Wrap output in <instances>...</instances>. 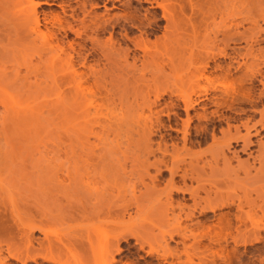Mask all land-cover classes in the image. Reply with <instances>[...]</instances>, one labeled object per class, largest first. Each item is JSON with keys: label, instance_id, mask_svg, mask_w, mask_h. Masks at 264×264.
<instances>
[{"label": "rangeland", "instance_id": "rangeland-1", "mask_svg": "<svg viewBox=\"0 0 264 264\" xmlns=\"http://www.w3.org/2000/svg\"><path fill=\"white\" fill-rule=\"evenodd\" d=\"M33 1L36 2V1H41V0H33ZM63 1L68 2L65 6H63V9L65 11L64 14L61 12V9L55 5H49V6L40 5L39 7H37V11L39 12L42 11L48 16L55 12L59 15V19H57L58 22L54 20L52 21L50 20L48 22H45L40 27L41 32L46 33V31L48 30L55 34L56 37L53 39L51 38V44L53 46L51 48L53 49L52 51L49 49L47 45L43 43L42 39L38 40L37 44L34 46L28 45V40H30L34 36L30 37L29 39L26 38L27 35L24 32V26L22 24L24 15L23 17L22 16L18 17V15L20 14L18 12V9L20 8L19 6H25V5H22V3L18 4V0H8L9 6L7 5L8 7L6 6L2 11V13L5 14V15L3 14L2 16L8 17L10 19V20H7L8 25H6L5 28H3L4 29L3 34H2V31L0 32V42H1L0 46H2L3 44L5 47L3 68L5 69V71L9 73L10 81L14 79L16 75H18L20 78H22L23 83L16 84L14 86H8L7 92L4 95H2L3 97L2 99H0V110L2 106L5 105L10 112V116L4 120V124L6 128H8L7 134H6L7 138L5 141V145L8 150L13 151V153H10V155H8L9 170H4V171L2 170L1 172L3 176H9L8 174L10 172H14L15 175L20 176L19 179L15 176H12L15 178L13 179V181L18 184H15V186L13 187L11 186L10 189L13 188L12 189L13 193H14V190L15 192L18 191L17 193H14V195L17 194L18 197L20 196V197H24L23 199H26L25 205L27 203L28 205L23 206V209L25 210V211L23 210L24 212H26V209L28 211L32 207V209H30L31 210L30 213L34 215V217H30L32 218V220L34 221L41 220V219L46 220V225L44 226V230L45 232L47 231L46 235L47 237H49L48 238L49 240H52V242H54L55 245L59 244V245L65 246L67 244L65 246L66 248L64 249H65V253L67 252V254H65V257H67L69 261L71 260L78 264H94V260H95L94 253L97 251L98 242L101 241V235L103 233H101V235L97 233L98 238L94 239L93 237V240H97V241H94L95 243L92 245L93 249L90 250V253L88 252L89 251L88 249L87 252L83 250L85 251L84 253H87V255L86 254L83 255V253L81 254L82 251L80 252V250L84 248L85 244H87V237L89 236V233H90L89 226L93 225V223L96 220H91L90 222L84 220L79 215H77L75 205L74 204L72 205L71 203L70 205L69 202L71 198L73 199V197L75 198L79 196L81 197V200L84 201L86 204L88 203L87 201H89L88 204H91L89 206H91L90 209L92 210V206H94V204L97 203L95 197H97L96 195L98 194L97 193L98 190H100L101 188V184H98L96 182H90L88 184L87 189L83 185L82 186L80 185L79 189L75 190V188L71 185L69 178L66 176L67 172H69V169L73 166L70 163L71 160H69V154L66 155V152L69 153V149L73 148V146H75L74 144H76V147L80 146L81 141H85V142L87 141L86 146L87 147L90 146L89 148L93 147L94 154L97 153V151H98V154H102L103 152H101L100 149L108 148L110 151H112V154L114 155H112V157H109L110 160L109 159L105 160L104 163H108L107 161L109 160V162L111 163L110 165H113L114 168L115 167L117 168L116 176L110 182V189H111L110 193L117 198L116 204L120 206L124 203L125 200L131 198L132 196H137L139 195V193H143L145 191V188L139 183L138 179L136 178L137 174L135 173L137 171L138 174L143 175L144 183L150 186L151 185L150 180L146 178V176H144V173L142 172L144 171V167L147 166L148 173L151 176L154 175L155 169H153L152 167H149L147 164L151 162L152 160H154V158H157V156L159 157L160 154L155 153L156 157H153V158L151 156H147L144 153L138 157L135 156L136 155L135 151H137L138 148L141 149V147L143 146L142 144L143 138L141 137V135L137 134V131L139 130V125L143 121H138V120L147 119L148 117L150 118L152 113L158 112L161 109L165 110V107L168 106L169 108H171L170 109L171 112L169 113L170 114L169 118L166 116V114H168L166 110L165 111L163 110V113L160 114V119L163 122L164 127L163 129L161 128L162 130L160 129V132H157L155 133V135H152L151 140L156 142L159 140L158 134L161 133L165 135L168 133L167 136H171L175 138L173 141H175L174 143L176 144L177 148L182 147V143L180 142L181 132L180 131L175 132L173 129H170L168 127L176 128V129L181 128L180 121L185 119V114L181 108L182 103L177 102L176 99H181L182 95H184L187 91H190V87L186 85L185 83L183 84V83H179L178 81H174L173 77L178 74L179 75L183 74L185 72V69L188 66L186 55L184 56L183 54H186V52L188 53L192 50L196 51L198 49L197 48H194V49L185 48L182 50L178 49V53L180 51L181 55L180 53L179 54L177 53L175 57L172 59L174 63L176 61L178 64L173 63L172 65L169 62L167 63L166 61L167 59L165 60V57H163L164 55H160L161 57H163L161 61L155 63L156 65L155 64L148 65L149 67L147 66L145 70L143 71L144 75L146 76L145 77L146 80L142 84L141 83L131 84V85L129 84L127 87H124L121 85L116 86L115 88H112V92H113V95L111 97L112 99H100V98L95 99V94L97 92L95 87H92L91 84H88L82 81L79 83V78H70V76L69 78H67L66 76H68L67 74L68 71L61 70L60 68L61 65H65L70 55H73L76 57V52H79L82 56L84 54L90 53V56L88 57V60H89L88 62L93 63V60L95 61L97 59L98 60L97 68L100 70H104V65H106L105 60L101 58V55L99 54L100 52L98 50L95 51V50H92L91 48L92 46L90 43V38L93 37L94 35L91 29H89L92 27L90 19L91 18L95 19L97 16L100 18L110 19V22L112 23L115 22V25L118 24V26L114 27V33L112 35V39L113 41L115 40L116 42L114 43L115 48H119V47L124 48L125 43L121 41L123 38V34H124V30L122 29V27L124 25L126 27L129 25L123 19L124 16L126 17L130 14H133L137 18V20L143 21L142 22L143 24L148 22L150 27H152L151 25L153 24L151 19L152 18L154 19V17H156L155 19H157V25L160 26V29L157 31H154L156 35L149 37V40L153 41L155 36L160 37L161 34L163 33V26L165 25V21H163L164 19H162V10L159 7H157L154 3L152 2L148 3L143 0H63ZM154 1L159 2L160 0H154ZM220 1L223 2V0H220ZM248 2H251V1L248 0ZM180 3H182L183 5L185 4V9L187 8L185 11L190 13L189 5L187 1L181 0ZM235 6L237 7V9H234L232 13L233 15H235L236 13L235 11H239V9L241 8L240 9L241 19L239 17H236L238 19H232L231 21L227 20L225 21L226 25L227 24L229 25L234 22H235L234 24H237V22L239 23V21L241 20L243 21V17L248 16V10L252 11V8H253L248 5L243 7L241 3L239 4L237 2L235 3ZM253 11H252V14H253ZM251 16L249 18H251ZM41 17L42 16L40 15V18ZM117 17H120V20L122 19L123 20L122 21H120L119 19L115 20V18ZM82 19L84 20L83 21L84 25L80 23V20ZM256 20H257V25L260 27V29L264 28V23L260 20V18H257ZM123 21L124 23L125 22L126 23L124 24ZM214 21L215 22L209 24L208 29L206 30L202 28L200 29V33L197 34L198 39H197L196 45L198 46L199 44H201L203 37L210 39L209 34L211 37L216 36L217 37L216 42L217 41L219 42L217 43L215 42V45L212 46L211 49H209L210 52H213V50L216 49V51L214 50L215 51L214 53H216L219 49L223 47L222 42H220V38H222V36L220 37L221 33H217V34L213 33V30H215L217 26L219 25V21H220L219 14H217V16L214 18ZM68 22L70 23L72 30L77 29L80 32L78 36H76L75 33L69 29L63 30V27ZM88 25L90 27L87 28ZM106 26H107L106 31L101 32V33L99 32V38H101L102 41L107 40L109 37V32L107 31L110 30V28H109V25H106ZM251 27H254V26L249 21H245V23L243 21L242 26H238L237 27L238 30L236 29V31L241 33L247 29V33H248L249 29L251 30L253 29ZM186 32L183 33L184 36L185 34L187 35V33H189V32L187 33ZM262 33H264V31H259V33L257 34V39H256L257 43L255 42L256 43L255 44L253 42V44L255 45L252 44L253 50L255 49L257 51L256 48H258V50L262 49L264 52V49H263L264 48V39H263L264 34ZM259 34L262 38L259 36ZM136 35H138V32L135 29H133L130 33H128V36H131V37L136 36ZM201 35H204V36L201 37ZM47 36H49V34H47ZM257 40L261 42L259 43ZM239 41L235 40V41H232V43L230 42L229 47H228L229 49H227L228 51L227 50L226 51L230 53L232 52L233 49H237V48L242 49L243 47H245V42H242L243 40H241V42ZM69 44H72L74 46V49H75L74 51L71 50V48L69 47ZM219 45H221V47ZM128 47L131 48L130 51L132 53L130 52L129 54L130 56L127 60V64L131 62L132 55L136 56L138 59L136 60L137 62L135 63V65H136V68H138L137 70L139 71L141 52L139 50L132 49L130 45H128ZM173 47H176V46L174 45ZM60 48H62L63 50L61 51ZM162 49L164 48H161L159 51V53L161 54L165 52L164 50L163 52ZM241 52L243 53L242 50ZM40 56L42 57V60L51 59L52 57L59 58L61 62L57 65L58 70H56L55 72L43 73L45 69V65L40 60L37 61V59ZM216 58L217 59L210 61L211 64L209 63V66L218 64V65H222L226 67L228 66L227 63L229 64L231 63L232 64L231 73L235 71L233 70V67L237 66V63L241 65L243 62L242 60H240V57L233 58L231 59V61L227 57H222L218 55H216ZM249 61L250 59H248V62ZM124 65L126 64H123V66ZM137 70L133 71L135 77L139 75ZM241 70L242 68L240 70L239 69L236 70L233 73V76L239 75ZM79 71L81 72L82 76L87 75L89 73L86 69L81 68V67L79 68ZM217 74L215 73V76H217ZM152 77L158 78V80L161 82L156 83L157 85L152 84L151 82H148L150 81ZM163 79H167V81H163ZM221 83L224 84L225 82H221ZM256 83L257 82H255V84L252 86V90H254L253 98L254 99H259V98L264 99V97L258 96L257 93H259V90L261 87L259 84H256ZM230 84L231 82H228V84L226 85L231 86ZM244 84H245L243 85L244 88L249 87V84H246V83ZM220 89L223 90V88H220ZM44 91H46L48 94L37 96V93L44 92ZM157 94L160 95L158 99H162L163 101H161L156 108H152L151 112L147 108H145V106L143 108V111L139 109L141 103H144V101L146 100L152 101L153 99H157L156 98ZM214 94L222 95V92L221 91L213 92L209 90L207 95H204L203 92H199V93L197 92L196 94L191 95V99L193 98L195 99V96H196V99H210V98L211 99H222V98H215L213 96ZM169 100H171V102ZM203 104L207 105L205 112H203L201 109V106ZM209 105L211 104L210 103L207 104L206 101H202V102H199V105L195 106L193 110L189 111V115L192 117V121L190 124L191 127L189 129V133H190L189 135L191 139L193 138L192 140L198 141L200 139L202 141L204 133L199 132V130L201 129L202 125L205 124V120L198 121L197 119H195L194 114L198 113V114H202L210 118L211 116L209 112L216 109V107L215 106L212 107L213 105L211 106ZM243 105L244 106L235 105L237 109H234V110H225L224 108H221L219 109V112L222 115L225 114L224 116L226 117H229L231 119L234 118V120H240V119L244 120L246 117L249 116L252 119L250 120L248 124L250 126L253 121L255 122L258 119L257 118L258 115L257 113L255 114L253 111H251L250 107L247 104H243ZM171 106H173V108ZM239 108H242V109L244 108L243 111L245 113L243 111H241L243 113H240ZM85 111H86V117L84 119L81 117L79 118L78 115L83 114ZM47 113H49V115L45 116V114ZM139 113L140 115H137ZM173 113H176V114H173ZM144 115L146 116V118L144 117ZM85 120H86V123H85ZM152 120H154V117H152ZM138 122L139 123L141 122V123L139 124ZM232 122L233 121L229 120L230 125L232 124L233 126L239 125L237 124L236 121H234L233 123ZM106 123H119L120 126H122V128L120 127L119 131L109 132L106 134L101 129V127L105 125ZM199 125H201V127ZM218 128L226 129V125L222 123L218 126ZM241 128L243 127L239 126V132L240 134H244V130L243 129L241 130ZM256 129H259L258 126L256 127ZM209 132L210 131L208 130L207 140L205 142L202 141L201 144H199L198 146L194 145L193 147L190 148L189 154L184 156V158L186 159L185 160L186 162H189L191 160L194 161L195 158L199 159L197 160L199 163L195 167L201 168L202 166L203 167L205 166L204 172H206V174L207 173L210 174L209 170L214 168L213 167L214 165H212L214 163L211 161V156L208 154L209 153L208 151L214 147V144L212 143V140L210 139ZM231 132H233V130H231ZM250 132L251 134L254 133L253 130H250ZM218 134L220 135V133L216 131L215 132L216 138L220 137ZM263 134L264 132L262 131L261 132L262 136L261 135L253 136V137L251 136V141L253 142V145H250L248 149L246 148L244 152L243 150L241 151L242 149L241 142H237L238 144L232 143L231 148H229V151H226V156L230 158V162L232 161L231 166H236L238 161L246 160L248 161L249 164L251 163L252 165V163H254L255 167H257L258 166L257 163L253 161V157L257 154L256 149L258 147L257 144L255 143L261 140L262 142H264ZM77 136L79 137L77 138ZM168 138L169 137H166L165 139L167 143L170 144ZM76 139H79V140L76 142L75 141ZM73 140H74V144H73ZM0 141H1L0 142L1 144L4 143L3 140H0ZM155 146H156L155 143H153V147ZM168 149L170 151L171 147L168 146ZM99 150L101 153L99 152ZM248 152L251 153L249 156H247L249 154ZM146 157H147V160H146ZM164 160L168 162L170 160V157L169 156L165 157ZM208 164H210L211 166L210 169L208 168L209 167ZM219 164L220 166H222L221 163ZM220 166H218V168H220ZM51 169H54V170H51ZM131 173H133L134 175H132ZM250 173H251L250 175L249 174L244 175L240 171L237 173L238 175L236 174H235L236 176L232 175L231 178L226 179L227 182L226 181L225 182L227 184L223 182V185H220V187L223 186V189L219 188V191L221 193L223 191L224 193L222 194H224V196H227V194L229 195L232 194L231 196L234 195V196H241L242 198L245 197L246 201H249V202L252 201L250 202L251 204L253 202L255 204L262 203V201H264V178H261L259 174L256 176L254 170H251ZM261 176L263 175L261 174ZM167 178H168V174L165 172L162 174V176H159L154 183L157 185V187L159 186V188H161L163 187V184H164L163 182H165ZM211 181L212 183L214 182L213 180H210L207 183L211 184L210 183ZM62 182L63 184H61ZM90 184H91V187L89 188ZM186 184L187 186H192V187L196 186L195 182H192V184H190V182H187ZM208 184H206L205 187L207 191L208 190L212 191L211 192V198H212V196H214L213 194L214 187H212L213 185H210L211 187L207 186ZM50 186H52L53 188ZM57 187L59 188L57 189ZM22 189L23 191L21 192ZM45 189H47V192L49 193H47ZM81 189L85 192V194L87 193L86 195L84 194L85 196L83 194L79 195V193L81 192L84 193ZM92 189L93 191H91ZM88 191L90 193H88ZM23 192L24 193L26 192V194H24ZM201 192L203 193V191H200L199 195L204 196V193L202 194ZM104 195L106 197L107 193H105ZM179 195L174 196V198L175 199L176 197L181 198L182 195L181 194ZM185 196H186L185 203L190 204L191 200L188 199L187 195ZM15 197L17 196L15 195ZM84 198H86L87 200L86 199L84 200ZM7 199H8L7 194H5L4 196L2 195L0 197V200L2 201L3 204L6 203ZM34 199L36 201H34ZM31 200H33L34 202ZM164 201H165V197L161 196L160 203L163 204L165 203ZM36 202H39V203H36ZM39 204L40 205L42 204V205L40 206ZM76 204H79V202ZM138 206H139L138 210H136L134 207L128 210V212L130 213V218H131V222L129 223V226L133 227L134 229L139 230L140 236L145 242L143 246L144 249H140L139 245L135 243L134 239H129L128 244L125 242L124 243L122 242L120 246L123 249V251L115 255V258L117 259V261L114 264H264V238H263L264 237V218L262 219L259 218L257 223L259 222L260 224H257V227L255 228L257 229L255 230V232L259 231L258 234L262 235L260 237L261 239L263 238V240L259 242H255V243H252L253 241H250V243L247 242L246 244V242L245 243L240 242L242 241V239H239L237 237L238 233L236 234L235 232L236 230L234 231V227L230 229L231 232L228 231L231 235L230 234L226 235L224 231L223 232L222 230L219 231V229L214 225L216 221L215 218L218 216L217 214L224 213L227 211H229V213L230 212L232 213L234 211L232 210L234 209L233 206L230 207L229 209L221 208L217 210L214 215L211 213H207L206 216H200L199 214L195 213L194 217H192V220L193 221L207 220L206 221L207 225L211 224L212 226L210 233L213 234L215 232L216 234L219 235L220 239L215 240L214 243H212L213 241L211 242L209 241V239L207 240V238H205V239H202L198 243V245L194 244L193 246L194 242H193V239L191 238L192 234L196 233L199 229L190 228L191 230L190 229H186L185 231L179 230L178 231L179 234L176 237L174 236L173 240H171L172 242L169 240L168 246H165V243L161 240L160 236L163 232L165 233L167 231V228L160 227L161 225L160 226L159 224L156 225V223L153 224L154 222L153 220L150 221V216H149L150 200L148 199V197L143 196L139 200ZM250 208L251 207L249 206L247 207L246 205L244 207V211L247 212ZM39 210L42 213H40ZM176 212L177 211L173 212V214H175ZM230 214H229V217L231 218L230 220L234 224L235 221L233 219V216H231ZM2 215H4L3 221L6 220L8 223L12 224L13 228L16 229V226L14 222L12 221V215L6 212H3ZM169 216H171V214H169ZM30 218L27 216L22 219L21 224L23 227H25L28 223H30ZM127 218L128 216H125V220H127ZM9 219H10V222H9ZM184 221L185 220H183L182 222L183 224L189 223V221L188 222L187 221L184 222ZM247 225H249L248 222H247ZM258 225H259V228H258ZM248 230H251V229H248ZM253 230L254 229H252L250 232H253ZM250 232L249 231L247 233L245 232L244 236L248 237V234ZM190 234L191 236L189 237ZM183 235L187 236L185 237L186 239L181 237ZM16 236L14 237V240L12 241L14 242L17 241V240L15 241V239L18 238ZM230 236L232 237L230 238ZM5 238L8 240L6 236ZM33 238L40 240L43 238V234L39 232H35L33 234ZM85 238L86 240H84L85 242L83 244V239ZM181 238L183 239V243H182ZM223 238H225V240ZM1 239H0V243H1ZM74 240L76 243L72 245ZM77 240L82 242V244L84 245L82 246V248H81L82 244L80 245V243L77 242ZM237 240L238 242H236ZM3 241L5 240L2 239V243L0 245V249L2 251L3 256L6 255L5 254L6 246L12 245L11 246L12 248H15V247L17 248L18 241L16 242L17 245L15 244L16 245L15 247H13L14 242L12 243L9 242V245H8L7 243H4ZM173 241L176 243L177 242L179 243L176 244ZM18 243L21 244L20 241ZM77 243L80 245L81 249L75 250L77 252L76 253L73 250L75 249V246H78ZM33 246L36 250V252L34 250L36 262L26 261V264H51V263L42 261L38 256H36V253L42 252V250L39 249L38 244L36 243L33 244ZM85 249H87V245ZM171 250L172 251L175 250V251L171 253ZM182 250H185V251L183 253H180L182 252ZM174 252H176V254L178 255H176ZM11 262L13 261H10V260L5 261L6 264H10Z\"/></svg>", "mask_w": 264, "mask_h": 264}, {"label": "bare ground", "instance_id": "bare-ground-1", "mask_svg": "<svg viewBox=\"0 0 264 264\" xmlns=\"http://www.w3.org/2000/svg\"><path fill=\"white\" fill-rule=\"evenodd\" d=\"M143 1L148 2V3L152 2L162 10V19H164L163 21H165V25L163 26V33L161 34L160 37L155 36L153 41L149 40L150 36L156 35L154 31H157L160 29V26L157 25V19H155L156 17H154L155 20L153 18L151 19L153 24L151 22L152 27H150L148 22H146L147 24L146 23L143 24L142 23L143 21L137 20V18L133 14H130L126 17L124 16L123 18L127 22V24H129L127 27L125 25H124L125 27L124 26L122 27V29L124 30V34H123V38L121 41L125 43V47L115 48L114 43L116 42L115 40L113 41L112 35L114 33V27L118 26V24L115 25V22L113 23L110 22V19L100 18L97 16L95 19H92L90 17L92 27L89 29H91L94 35L93 37L90 38V43L92 46L91 48L92 50H95V51L98 50L100 52L99 54L101 55V58L105 60L106 62L105 64L107 66L104 65V70H100L97 68L98 66L97 59L95 61L91 59L93 60V63H89L88 57L90 56V53L84 54L82 56L79 52H76V57L73 55H70L65 65L60 66L61 70L68 71L67 72L68 76H66L67 78H69V76L70 78H79V83L82 81V82L91 84L92 87H95L97 90L95 94V99H99V98L100 99H112L111 98L113 95L112 88H115L116 86H120V85L127 87L129 84L130 85L137 84V83L142 84L146 80L145 78L146 76L144 75L143 71L148 65H152V64H155L161 61L163 57H165V60L167 59L166 60L167 63L169 62L172 65L174 63L172 59L178 53V49L179 50H182L185 48H188V49L197 48L198 49L196 51L192 50L188 53L185 51L186 54H183V55L184 56L186 55L188 66L185 69V72L184 73L182 72L183 74L181 75L178 74L173 77L174 81H178L179 83H183V84L185 83L186 85L190 87V91H187L184 95L181 94L182 95L181 99H176L177 102L182 103L181 108L185 114V119L181 121L179 120L181 122L180 123L181 128L176 129V128L168 127L170 129H173L175 132H178V131L181 132L180 142L182 143V147L180 146L181 148H177L176 144L174 143L175 141H173L175 138L171 136H167L168 133L165 135L166 137H169L168 140L170 144L167 143L165 139L166 138L165 135L161 133L158 134L159 135L158 141L155 142L151 140V136L155 135V133L157 132H160V129L161 128L163 129L164 127V124L160 119V114L163 113L164 109H161L158 112L152 113V115L150 113L151 115L150 118L148 117L147 119H143L144 117L146 118V116L144 115V117L142 118L143 120L141 119L138 120V121H143L142 123L140 122L141 124L138 122L140 125H139V130L137 131V134L141 135V137L143 138V143H142L143 146L141 147V149L138 148L137 151H135L136 152L135 156L138 157L144 153L147 156H151L153 158V157H156L155 153L160 154L159 157L157 156V158H154V160H152L151 162L148 161L149 163L147 164L149 167H152L153 169H155L154 175L151 176L147 171L148 167L143 166L144 171L142 173H144V176H146V178L150 180L151 182L150 186L144 183L143 175L138 174L137 171L135 173L137 174L136 178L138 179L139 183L145 188V191L143 193H139V195L137 196H132L131 198L125 200L124 203L120 206L116 204L117 198L110 193V190H111L110 182L112 181L113 178H115L117 168L116 167L114 168L113 165H110L111 163L109 162L110 160L109 157H112V155L114 154H112V151H110L108 148L100 149L101 152H103L102 154H98V151L97 153L94 154V150H93L94 148L93 147L89 148L90 146L89 147L86 146L87 141L86 142L81 141L80 142L81 145L76 147V144H74V140H73V144L75 146L69 149V153L66 152V155L69 154V160H71L70 162L71 165H73L69 169V172H67L66 176L69 178V181L71 182V185L75 188V190L79 189L80 185L81 186L83 185L87 189L88 184L90 182H96L98 184H101V188L98 187L100 188V190H98L97 188L98 192L97 191L96 192L98 194L96 195L97 197H95L97 203H95L94 206H92V210L90 209L91 206H89L91 204H88L89 201H87L88 203L86 204L84 201L81 200V197L79 196H78L79 198L78 197H75V198L73 197V199L71 198L69 202V204L71 203L72 205L73 204L75 205V209L77 211L76 213L81 218L89 222L91 220H96L93 223V225H90V226L88 225L90 229V233H89V236L87 237V244H85V246L83 245L85 242L84 240H86V238L83 239V244L82 242L77 240V242H79L80 245L82 244L81 248L82 246H84V248L81 249L80 245L77 243L78 246H75V249L73 250L74 252H76L75 250L81 249L80 250V252L82 251L81 254L83 253V255L84 254L87 255V253H84V252L85 251L87 252L89 249L88 252L90 253V250L93 249L92 245L95 243L94 241H97V240H93V237L94 239L98 238L97 233H99L100 235L101 233H103L101 235V241L98 242L97 251L94 253L95 254L94 264H114L117 261V259L115 258V255L123 251V249L120 246L121 243L125 242L128 244L129 239H134L135 243L139 245V248L144 249L143 246L145 242L140 236L139 230L134 229L133 227L129 226V223L131 222V218H130V213L128 212V210L133 207L136 210L139 209L138 202L143 196L148 197V199L150 200V211H149L150 221L153 220L154 221V222L152 221L153 224L156 223V225L157 224H159V226L161 225L160 227L167 228V231L165 233L163 232L160 236L161 240L165 243V246H168V241L173 240L174 236L176 237L179 234L178 232L179 230L185 231L186 229H190V228L199 229L198 231L196 229L197 232L192 234L191 238L193 239V242H194L193 246L194 244L198 245V243L202 239H205V238H207V240L209 239V241L211 242L213 241L212 243H214V241L220 239V237L215 232L213 234L210 233L211 228H212L211 224L207 225L206 223L207 220H203V219H202L203 221H198V220L193 221L192 217H194L195 213L199 214L200 216H206L207 213H211L214 215L217 210L221 208L229 209L232 206L234 208L232 210L234 211L232 213L230 212L231 214L229 213V211L224 212V213H219V214L216 213L218 216L215 218L216 221L214 225L219 229V231L222 230V232L224 231L226 235H229L230 233L228 231L231 232L230 229L234 227V231L236 230L235 231L236 234L238 233L237 237L239 239H242V241L240 242H243V243L246 242V244L247 242L250 243V241H253L252 243L259 242L263 240L264 238L263 237L261 239L260 236L262 235L258 234L259 231L258 232L256 231L257 233L255 232V230H257L255 229L257 227V224H260L259 222L257 223V221L259 220V218L261 219L264 218V201H262V203L260 204H255L254 202L251 204L250 202L252 201L250 202L246 201L245 197L242 198L241 196H234V195L231 196L232 194L231 195L227 194V196H224V194H222L224 192L222 191L221 193L219 191V188L223 189V186L220 187V185H223V182L225 181L227 182L226 179L231 178L232 175H235V174L238 175L237 173L240 171L244 175H248V174L250 175L251 174L250 171L254 170L256 176L259 174L261 178H264L263 177L264 176V142H262V140L255 143L257 144L258 147L256 149L257 154L253 157V161L257 163L258 165L257 167H255L254 163H252L251 165V163L249 164L248 161L246 160L238 161L236 166H231L232 161L230 162V158L226 156V151H229V148H231L232 143L238 144L237 142H241L242 144L241 151L243 150L244 152L246 148L248 149L250 145H253V142L251 141V136L252 137L259 136L261 135L262 131L264 132V101H263L264 99H260L259 97H258L259 99H254L253 98L254 90H252V86L255 84V82H257L256 84H259L261 87V88L259 87L260 90H259V93L257 94L260 97L261 96L264 97V52L262 49L258 50V48H256L257 51L255 49L254 50L252 49V46L257 43L256 42L257 34L259 33V31H264V28L260 29V27L257 25V20H256L257 18H260V20L264 23V0H250L251 2H248V0H223V2L219 0L220 3L218 0L217 1L216 0H186L189 5L190 13L185 11L187 8L185 9V4L183 5L182 3H180L181 0H160L159 2L154 1V0H143ZM236 2L239 4L241 3L243 7L246 5L253 7L252 8V11L254 10L253 14L251 10L250 11L248 10V16L243 17L244 23L245 21H249L254 26V27H251L253 28L252 30L251 29L248 30L249 31L248 33H247V29L244 32L240 31L241 33L236 31L238 26H242V22H243L242 20L241 21L238 20L239 23L237 22V24H234L235 22L229 25L225 24V21L227 20L231 21L232 19H238L236 17H239V18L241 17L240 15L241 8L239 9V11H235L236 13L238 12L237 14L235 13V15H233L232 13L234 9H237L236 7L237 5L235 6ZM20 3H22V5H25V6H19L20 8L18 9V12L20 14L18 15V17L20 16L23 17L24 15L22 24L24 26V32L27 35L26 38L29 39L30 37L34 36L30 40H28V45L34 46L37 44L38 40L42 39L43 43L47 45L49 49L52 51L53 49L51 48L53 46L51 44V38L53 39L56 36L53 32L48 31V30L46 31V33L41 32L40 27L45 22H48L50 20L51 21L54 20L58 22L57 19H59V15L55 12L48 16L42 11L40 12L37 11V7H39L40 5H48V6L55 5L59 7L61 9V12L64 14L65 11L63 9V6H65L68 2L63 1V0H41V1H36V2H34L33 0H18V4ZM8 4H9L8 0H0V32L2 31V34L4 32L3 28H5V26L8 25L7 20H10L8 17L2 16L4 14L2 13V11ZM217 14H219L220 21H219V25L217 26V28L213 30V33L214 34L221 33L220 37L222 36V38H220V42H222L223 47L219 50L217 49L218 51L214 53L216 49H214L215 51L213 50V52H210L209 49H211L212 46L215 45L216 38H217L216 36L211 37L209 34V37H210L209 39V38L203 37L204 35H201V37H203L201 44L198 43L199 45L197 46L196 42L198 39L197 34L200 33V29L201 28L205 30L208 29L209 24L215 22L214 18L217 16ZM40 15L42 16L41 18H40ZM250 16L251 18H249ZM118 19L120 20V17L115 18V20H118ZM83 21H84L83 19L80 20V23L83 24ZM106 25H109V28H110V30L107 31L109 32V37L107 40L102 41V39L99 38V32L101 33V32L106 31L107 29ZM88 27L90 26L88 25L87 28ZM65 29H69L73 31L76 36H78L80 33L77 29L72 30V27L70 26L69 22L63 27V30ZM133 29H135L138 32V35L132 36V37L128 36V33H130ZM186 31L189 33H187ZM185 32L187 33V35L185 34L186 37L183 35V33ZM47 34H49V36H47ZM235 40L236 41L240 40L239 42L243 40L242 42H245V47H243L242 49L232 48L233 49L232 52L228 53L227 49H229L228 48L229 43L230 42L232 43V41H235ZM253 42L254 43L256 42V43L253 44ZM128 45H130L132 49L139 50L141 52L139 71L137 70L138 68H136V65H135V63L137 62L136 60L138 59L136 56L132 55L131 57L132 63L130 62L131 64L130 63L127 64V60L131 52L130 51L131 48H129ZM174 45L176 47H173ZM219 46L221 47V45ZM69 47L71 48L72 51L75 50L72 44H69ZM4 48L5 47L2 44V46H0V99H2L3 97L2 95H4L7 92L8 86H14L16 84L23 83L22 78H20L18 75H16V77L12 79L11 81L9 80L10 75L3 68L4 67V63H3L4 50H5ZM161 48H164L162 49V51L163 50L165 51V52L163 51L164 52L163 54L159 53ZM173 49L175 50L177 49L176 50L177 52ZM60 50L62 51L63 49L60 48ZM241 50L243 51V53L241 52ZM179 53L181 55L180 51ZM160 55H164V56L161 57ZM216 55L227 57L230 61L233 58L240 57V60L243 61L241 64L242 67L239 63H237V66L234 65L235 67H233V70L235 71L238 69L240 70L242 68V70L240 71V74L239 73H238L239 75L234 74L235 76H233V73L235 71L231 73V70H232L231 63H230L231 65L227 63L228 66L226 67L222 65H218V64L209 66L210 61L217 59ZM248 59H250L249 62H248ZM38 60H40L45 65V69L43 73L55 72L56 70H58L57 65L61 62V60H59V58L57 57H54V58L52 57L51 59L42 60V57L40 56L37 59V61ZM175 63L177 62L175 61ZM123 64H126V65L123 66ZM80 67L86 69L89 73L87 75L82 76L81 72L79 71ZM128 67H130L131 69ZM136 70L138 71V74H139L137 75V77H135L133 73V71H136ZM215 73L216 74L218 73L217 76H215ZM167 79H163V81H167ZM148 82H151L152 84H156V83H160L161 81H159L158 78L152 77L150 81ZM221 82H225V83L222 84ZM228 82H231L230 84L231 86L226 85L228 84ZM244 83L249 84V87L244 88L243 87V85H245ZM220 88H223V90ZM209 90L213 92L221 91L222 95L214 94L213 96L215 98H222V99H211V98L210 99H196V96H195V99L194 98L191 99V95L196 94L197 92L198 93L203 92L204 95H207ZM46 94L48 93L44 91V92L37 93V96L46 95ZM159 96L160 95L157 94L156 95L157 99H153V100L151 99L152 101L150 100L144 101V103H141L139 109L143 111V108L145 106V108H147L151 112L152 108H156L159 105V103L163 101L162 99H158ZM169 101L171 102V100ZM202 101H206L207 104L210 103L211 105H213L212 107L214 106L216 107V109L209 112L211 116L210 118L202 114H198V113L194 114L195 119H197L198 121L205 120V124L202 125V127L201 125H199L201 127L199 132L204 133L202 141L205 142L207 140V134L209 130L210 139L212 140V143L214 144V147L208 151L209 152L208 154L211 156V161L214 163L212 164L214 165L213 166L214 168L212 167L213 169H210L211 168L210 164L212 162L208 164L209 165L208 168L211 170V171L209 170L210 174L208 173L206 174V172H204L205 166L204 167L202 166L201 168L195 167L199 163L197 161L199 159L195 158L196 160L194 159V161L191 160L189 162H186L185 161L186 159L184 158V156L189 154L191 147H193L194 145L198 146L202 142L198 137H197L199 139L198 141L192 140L193 138L191 139L189 135L190 134L189 129L191 127L190 124L192 121V117L189 115V111L193 110L195 106L199 105V102H202ZM243 104H247L250 107V110L253 111L255 114L257 113L258 115L257 117L258 119L255 122L253 121L252 124L250 123L251 124L250 126L248 124L250 120L252 119L249 116L246 117L245 119L242 118L244 120H241V119L234 120V118L231 119L229 117L224 116L225 114L222 115L219 112V109L221 108H224L225 110H234V109H237L235 105L244 106ZM171 107L173 108V106ZM206 107L207 105L205 104L201 106V109L203 112H205ZM170 109L171 108H169L168 106L165 107V110L168 113L166 114V116L168 118L170 115L169 113L171 112ZM239 110H240V113L244 112L243 111L244 108L243 109L239 108ZM173 114H176V113H173ZM48 115L49 113L45 114V116H48ZM137 115H140V113ZM9 116H10L9 110L7 109L5 105H3L0 110V120H1L0 140L4 141V143L2 144L0 143L1 144L0 146V197L2 195L4 196L5 194H7L8 199L5 204H3L2 201L0 200L1 201L0 203V239L3 236L2 239L6 241V242L5 241L3 242L9 245V242L11 243L14 242L12 240H14V237L17 235L16 237L18 238L15 239V241L16 240L18 242L20 241L21 244L16 241L18 245L16 244V242H14L13 247L17 245V248L16 247L12 248L11 247L12 245L6 246L5 256H3L2 251L0 249V256H2L0 257V264H6L5 263L6 260L13 261L10 264H16V263L26 264V261L36 262V259H35L36 257L34 254L36 250L33 246V244L35 243L38 244L39 249L42 250V252L36 253V256H38L42 261H45L51 264H78V263H75L74 261H71V260L69 261L68 258L65 257V254H67V252L65 253L64 248H66L65 246L67 244L65 246L56 244L58 245L56 246L54 242H52V240L48 239L49 237H47L46 235L47 231L45 232L44 230V226L46 225V220L44 219L35 220V221L32 220V218H30V217H34V215L30 213L31 212L30 209H32V207L31 208L28 207L30 208L29 209L30 211L29 210L27 211L26 209V212H24L25 210L23 209V206L25 205L26 199H23L24 197H20V196L18 197L17 194H15L17 197H15L14 193H17L18 191L15 192L14 190V193H13L12 192L13 188L10 189L11 186L13 187L15 186V184H18L13 181V179L15 178L12 176L17 177L18 179L20 178V176L15 175L14 172H10L8 174L9 176L2 175V172H1L2 170L3 171L9 170L8 155H10V153H13V151L8 150L5 145V141L7 138L6 134H7L8 128H6L4 124V120L8 118ZM78 117L79 118L81 117L84 119L86 117V111L83 114L78 115ZM152 117H154V120H152ZM229 120L233 122L236 121L237 124L239 125H234V126L233 124L230 125ZM85 123H86V120H85ZM222 123L226 125V129L218 128V126ZM239 126L243 127L241 128V130L242 129L244 130V134H240ZM257 126L259 129H256ZM120 127L122 128V126H120L119 123H106L105 125L101 127V129L104 133L107 134L109 132L119 131ZM231 130H233V132H231ZM250 130H253L254 133L251 134ZM216 131L220 133V135L218 134L220 136L219 138L215 137ZM78 137L79 136H77V138ZM78 140L79 139H76L75 141L77 142ZM153 143H155L156 145L155 147H153ZM168 146L171 147L170 151L168 149ZM250 154L251 153H249L247 156H249ZM168 156L170 157V160L167 162L164 159L165 157H168ZM107 159H109L107 161L108 163H104L105 160ZM146 160H147V157H146ZM219 163H221L222 166H220ZM218 166H220V168H218ZM51 170H54V169H51ZM165 172L168 174V178L165 180V182H163L164 183L163 187L159 188V186L157 187V185L154 182L157 180L159 176H162V174ZM260 173L263 176H261ZM131 174L134 175L133 173ZM210 180H213L214 182L212 183L211 181L210 182L211 184H208L207 182H209ZM187 182H190V184H192V182H195L196 186L194 187L187 186L186 184ZM226 182L225 184H227ZM61 184H63V182ZM206 184H208L207 186L213 185L212 187H214V191H213L214 196H212V198H211L212 191L211 190L207 191L205 187ZM59 187H57V189ZM90 187H91V184L89 188ZM45 190L47 192V189ZM22 191L23 189L21 190V192ZM89 191L88 193H90ZM91 191H93V189ZM200 191H203L204 196L199 195ZM105 193H107L106 197L104 195ZM24 194H26V192ZM80 194L84 195L85 192L84 193L81 192L79 193V195ZM179 194H181L182 197L181 198L176 197L175 199L174 196H178ZM185 195H187L188 199L191 200L190 204L185 203V200H186ZM161 196L165 197V201H164L165 203L163 204L160 203ZM85 199L86 198H84V200ZM34 201L36 200L34 199ZM78 202L79 204H76ZM36 203H39V202H36ZM27 205L28 203L25 206ZM246 205L247 207L248 206L251 207L247 212L244 211V207ZM175 211L177 212L173 214V212ZM3 212L10 213L12 215V221L14 222L16 229L13 228L12 224L8 223L6 220L3 221V216H4L2 215ZM40 213L42 212L40 211ZM169 214H171V216H169ZM229 214L233 216V219L235 221L234 224L231 222L230 220L231 218L229 217ZM27 216L30 218V223H28L25 227H23L21 224V221L24 217H27ZM125 216H128L127 220H125ZM183 220L187 222L189 221V223L183 224L182 223ZM9 222H10V219H9ZM247 222L249 225H247ZM258 228H259V225H258ZM248 229H251V230L254 229V230L253 232H250L251 230H248ZM248 231L250 233L248 234V237H245L244 234L245 232L247 233ZM35 232H39L43 234V238L40 240L34 239L33 234ZM5 236L8 238V240L5 238ZM190 236L191 234L189 235V237ZM181 237L185 238L187 236L183 235ZM231 237L232 236H230V238ZM2 239H1V243H2ZM223 239L225 240V238ZM236 242H238V240ZM74 243H76L75 240L73 241L72 245H74ZM178 243L179 242H177L176 244ZM182 243H183V239H182ZM86 245H87V249H85ZM173 251L171 250V253ZM184 251L185 250H182V252L180 253H183ZM174 253L176 254V252Z\"/></svg>", "mask_w": 264, "mask_h": 264}]
</instances>
